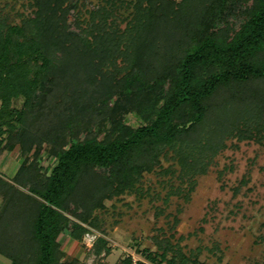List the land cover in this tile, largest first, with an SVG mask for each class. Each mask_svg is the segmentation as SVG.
<instances>
[{
  "label": "trees",
  "instance_id": "1",
  "mask_svg": "<svg viewBox=\"0 0 264 264\" xmlns=\"http://www.w3.org/2000/svg\"><path fill=\"white\" fill-rule=\"evenodd\" d=\"M18 1L0 0V154L18 143L23 155L12 177L0 174V254L11 264H72L66 228L78 240L101 232L92 250L107 255L109 209L122 215L129 194L160 197L146 173L168 175L165 202L188 199L230 139L264 143V0H28V14ZM173 217L160 250L141 253L205 264L171 241Z\"/></svg>",
  "mask_w": 264,
  "mask_h": 264
},
{
  "label": "rangeland",
  "instance_id": "2",
  "mask_svg": "<svg viewBox=\"0 0 264 264\" xmlns=\"http://www.w3.org/2000/svg\"><path fill=\"white\" fill-rule=\"evenodd\" d=\"M15 8L24 14L33 9L28 0H19ZM15 19L19 21L20 17L16 15ZM121 26H125L124 21ZM23 100L22 96L14 98L13 106L20 108ZM128 121L139 122L135 115L129 116ZM1 137L5 139L6 134H0ZM40 155L42 165H52L54 158L48 156L46 149L43 148ZM22 160L18 143L5 148L0 154V174L12 177ZM170 162L163 160L165 166ZM167 177L156 172L146 173L144 186L151 185L160 192V197L153 201L147 196L137 200L134 194H129L123 201H117L122 215L115 214L112 208L105 214V235L111 246L109 254L96 256L92 250L101 232H88L78 240L66 228L59 235L63 259L72 264L76 261L119 264L130 256L133 261L141 260L142 264H157L147 259L141 250L147 247L152 251L160 250L156 239L162 234L159 229L167 230L176 214L179 221L171 241L179 242L187 253L194 252L205 264H264V143L254 139H230L208 171L196 176L197 183L188 199L182 194H172L168 202L164 201L169 187L163 186L159 179ZM106 203L110 207L111 201ZM155 205L164 207V211L156 214ZM116 218L119 221L114 223ZM0 264H11V260L0 254Z\"/></svg>",
  "mask_w": 264,
  "mask_h": 264
}]
</instances>
